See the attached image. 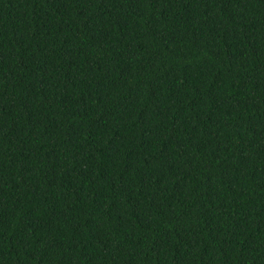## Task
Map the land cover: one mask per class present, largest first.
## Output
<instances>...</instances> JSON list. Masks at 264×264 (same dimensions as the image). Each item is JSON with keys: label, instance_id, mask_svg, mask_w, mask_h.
Instances as JSON below:
<instances>
[{"label": "trees", "instance_id": "16d2710c", "mask_svg": "<svg viewBox=\"0 0 264 264\" xmlns=\"http://www.w3.org/2000/svg\"><path fill=\"white\" fill-rule=\"evenodd\" d=\"M0 264H264V0H0Z\"/></svg>", "mask_w": 264, "mask_h": 264}]
</instances>
